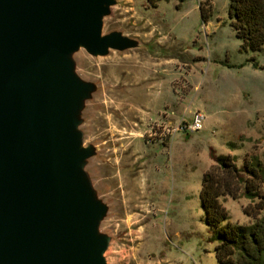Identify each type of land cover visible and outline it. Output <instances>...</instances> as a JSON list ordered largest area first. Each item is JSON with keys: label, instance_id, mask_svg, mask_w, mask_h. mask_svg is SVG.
<instances>
[{"label": "water", "instance_id": "95a60500", "mask_svg": "<svg viewBox=\"0 0 264 264\" xmlns=\"http://www.w3.org/2000/svg\"><path fill=\"white\" fill-rule=\"evenodd\" d=\"M128 0H0V264L122 262L137 180L121 130L168 50Z\"/></svg>", "mask_w": 264, "mask_h": 264}, {"label": "rangeland", "instance_id": "374dc122", "mask_svg": "<svg viewBox=\"0 0 264 264\" xmlns=\"http://www.w3.org/2000/svg\"><path fill=\"white\" fill-rule=\"evenodd\" d=\"M129 14L168 50L166 58L134 57L122 70L145 92L132 104L136 118L121 130L137 180L132 224L136 246L121 261L140 264H221L217 230L201 203L203 174L219 154L244 168L251 161L262 181L256 195L222 197L224 224H249L244 207L264 201V46H242L231 24L230 0H128ZM204 114L199 130L180 128ZM169 129V132H168ZM172 132H171V131ZM244 175H248L244 172ZM264 212V210L262 211Z\"/></svg>", "mask_w": 264, "mask_h": 264}, {"label": "trees", "instance_id": "16d2710c", "mask_svg": "<svg viewBox=\"0 0 264 264\" xmlns=\"http://www.w3.org/2000/svg\"><path fill=\"white\" fill-rule=\"evenodd\" d=\"M211 7L209 0L200 2L204 18L208 17ZM229 15L243 47L256 50L264 46V0H230ZM244 162L242 169L231 153L219 154L216 163L203 174L201 203L207 224L217 230L219 242L215 254L221 264H264V201L255 203L251 211V205L244 207V212L254 217L253 222L224 224L229 212L221 198L240 197L243 183L247 194L254 197L262 181L260 162L258 167L251 161Z\"/></svg>", "mask_w": 264, "mask_h": 264}, {"label": "built area", "instance_id": "2783aa9c", "mask_svg": "<svg viewBox=\"0 0 264 264\" xmlns=\"http://www.w3.org/2000/svg\"><path fill=\"white\" fill-rule=\"evenodd\" d=\"M203 118H204V114L203 113H201V112H196L195 113V115H194V117H193V120H192V122L191 123H189V124H187V125H185V124H180L179 126H177L176 128H171V130L172 131H177L178 129H180V128H188V129H190V130H192V131H194V130H199V129H201L202 128V126H203ZM170 130V131H171ZM171 131V132H172ZM168 132H169V129H168Z\"/></svg>", "mask_w": 264, "mask_h": 264}]
</instances>
